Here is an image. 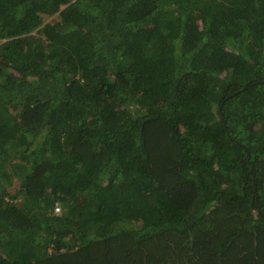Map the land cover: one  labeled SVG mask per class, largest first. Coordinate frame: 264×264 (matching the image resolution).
I'll list each match as a JSON object with an SVG mask.
<instances>
[{"label": "trees", "instance_id": "trees-1", "mask_svg": "<svg viewBox=\"0 0 264 264\" xmlns=\"http://www.w3.org/2000/svg\"><path fill=\"white\" fill-rule=\"evenodd\" d=\"M0 42V264H264V0H0Z\"/></svg>", "mask_w": 264, "mask_h": 264}, {"label": "rangeland", "instance_id": "rangeland-1", "mask_svg": "<svg viewBox=\"0 0 264 264\" xmlns=\"http://www.w3.org/2000/svg\"><path fill=\"white\" fill-rule=\"evenodd\" d=\"M56 16L52 17V18H45L44 19V23H49L50 21H53V19H55ZM3 42H0V44H2Z\"/></svg>", "mask_w": 264, "mask_h": 264}, {"label": "built area", "instance_id": "built-area-1", "mask_svg": "<svg viewBox=\"0 0 264 264\" xmlns=\"http://www.w3.org/2000/svg\"><path fill=\"white\" fill-rule=\"evenodd\" d=\"M56 211H58V209H56Z\"/></svg>", "mask_w": 264, "mask_h": 264}]
</instances>
